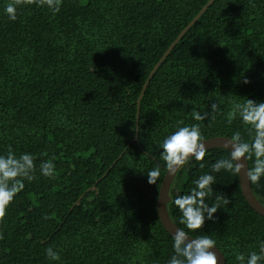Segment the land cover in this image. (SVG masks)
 I'll return each instance as SVG.
<instances>
[{"label": "trees", "instance_id": "1", "mask_svg": "<svg viewBox=\"0 0 264 264\" xmlns=\"http://www.w3.org/2000/svg\"><path fill=\"white\" fill-rule=\"evenodd\" d=\"M208 1L60 0L53 12L20 0L9 21V0H0V154L30 152L37 163V178L0 220V264H167L172 241L156 212L166 171L153 185L146 174L163 166L159 143L179 120L199 123L204 140L236 132L247 140L231 106L264 101V0H213L149 80L132 141L142 86ZM210 102L221 109L214 118L191 119ZM226 156L210 149L177 172L167 204L177 227L172 199ZM49 158L54 179L39 175ZM212 174L209 203L230 202L221 199L215 220L197 232L216 241L225 264H237L236 253L264 240V217L244 200L238 176ZM251 188L264 206V178ZM47 247L59 261L45 256Z\"/></svg>", "mask_w": 264, "mask_h": 264}, {"label": "clouds", "instance_id": "2", "mask_svg": "<svg viewBox=\"0 0 264 264\" xmlns=\"http://www.w3.org/2000/svg\"><path fill=\"white\" fill-rule=\"evenodd\" d=\"M39 7H47L53 12H58L60 0H32ZM20 0H9L4 5L3 12L9 21L17 19V8ZM244 83H249L244 80ZM209 111L191 110V119L205 121L211 115L220 111L216 102H210ZM230 118L239 119L245 126L248 139H244L239 132L223 140V148L227 153L226 158L218 159L211 172L200 175L186 194L177 195L172 199V205L180 213L179 223L183 227L173 226L169 233L171 237L172 255L167 264H218L223 259L217 243L208 235H200L197 230H202L206 220L214 221V213L221 208L220 200L228 205L226 197L217 198L214 203H209L217 183L216 176L221 170L240 176L243 172L247 182L259 183L264 178V101H254L246 98L243 102H233L230 109ZM204 140L199 123L185 124L179 120L173 131L164 136L159 143V156L164 162L163 166L146 171L149 185L160 183L161 167L166 171V177H173L181 171L190 161L204 160L208 147ZM252 161L248 168V161ZM201 167L203 165H200ZM36 158L30 152H22L17 155L9 149L5 154H0V220L6 215V210L14 202L15 197L24 190L25 183H31L37 177ZM39 175L47 179L56 176V164L54 158L42 160L39 163ZM165 201L168 197L161 190ZM48 217H45L47 219ZM203 231V230H202ZM204 232V231H203ZM195 237V238H193ZM258 250L249 251L247 254L238 252L235 255L237 264H264V240L258 243ZM45 256L50 261H59L60 254L53 247L45 248Z\"/></svg>", "mask_w": 264, "mask_h": 264}, {"label": "water", "instance_id": "3", "mask_svg": "<svg viewBox=\"0 0 264 264\" xmlns=\"http://www.w3.org/2000/svg\"><path fill=\"white\" fill-rule=\"evenodd\" d=\"M212 2H213V0H209L208 3L202 8V10L197 14V16L188 24V26L184 30H182V32L179 34V36L176 38V40L169 46V48L163 54V56L161 57L159 62L152 69V71L150 72L147 80L145 81L144 85L142 86L140 95H139V97L137 99V102H136V104H137V114H136V123H135L136 124V130H135L136 133H135L134 138L132 140L133 142L136 141L137 134H138L137 118H138L139 103H140V100H141V98H142V96L144 94V91H145V89H146V87H147V85L149 83V80L153 76V74L156 71L157 67L166 58V56L169 54V52L175 46V44L179 41V39L199 19V17L206 11V9L211 5ZM224 139H228V137H212V138L206 139L205 141H208L206 143V147H208V150L215 149V148L224 149L223 145H222ZM175 176H173L172 178L171 177H166V173H165V176L163 178V181H162L160 189H159V194H158V198H157V202H156L157 217L159 219V222H160L161 226L168 233V235H169V233H171L173 231V228H172L173 226L177 227L172 222V220L170 219V217L168 215V206H167V204H168V202L170 200L169 192H170V189H171V186H172V183H173V180H174ZM238 180H239V186H240L241 194H242L244 200L246 201V203L248 204V206L253 211H255L258 215L264 217V206L254 196V193H253L252 188H251V183L248 184L246 176L244 175L243 172L238 177ZM100 181H101V179L98 180L96 182V184H98ZM95 188H96V186L94 185L93 187L88 189L85 193H89L90 191L95 190ZM162 188H163V191L166 192V195L168 197L167 201H165V198L163 197V195L161 193ZM82 197H83V195L78 199V201L74 204V206H76L78 204V202L80 201V199ZM219 252L221 253L220 250H219ZM220 255L223 256L222 253ZM218 264H225L224 256H223V259H221V261L218 262Z\"/></svg>", "mask_w": 264, "mask_h": 264}]
</instances>
